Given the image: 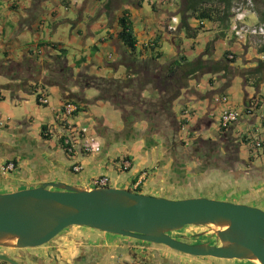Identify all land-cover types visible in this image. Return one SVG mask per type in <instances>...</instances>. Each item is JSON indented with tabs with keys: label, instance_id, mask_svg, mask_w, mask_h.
<instances>
[{
	"label": "crops",
	"instance_id": "obj_1",
	"mask_svg": "<svg viewBox=\"0 0 264 264\" xmlns=\"http://www.w3.org/2000/svg\"><path fill=\"white\" fill-rule=\"evenodd\" d=\"M177 9V2L171 6L156 5L153 7L147 0H0V64L4 71V73H0V85H4L0 89H5L12 103L16 100L25 101L20 97L21 94L30 95L32 93H34L37 103L36 92L41 85L23 83L13 86L16 72L13 67L17 68L16 65L24 63V60H29L35 61L36 65L44 68L58 57L64 61V65L75 77L79 74L87 75V73L92 75L91 72L96 71L100 73L99 77L103 78L112 77L111 79L120 80L128 78L130 72L127 66L131 65L130 54L118 38L120 32L118 17L124 10L129 13L136 39L133 58L142 63H152V59L155 57V63L164 65L174 60L179 52L188 60H194L201 56L204 61H218L222 59L226 51L233 54L231 49L225 47L219 51L217 45L219 40H225L227 45L238 44L239 51H243L242 59H244L247 47L239 42L233 34H229L231 24L235 22L234 19L230 20L228 30L215 24H209L197 34L195 39H189L185 38L183 33L173 35L163 28L170 16L176 14ZM254 13L253 18L250 16L247 18L248 23L251 20H255V23L263 20L256 12ZM157 36L160 37L158 47L155 51H151L149 47ZM200 39H203L201 43L198 42ZM185 40H188L189 43L188 50L184 48ZM244 40L246 39L244 38ZM200 49L201 53L192 57L190 51ZM253 62L255 63V60ZM241 68L249 67L243 61ZM44 71L42 75H44ZM214 76L206 74L189 82L191 88L199 93L198 98L202 99L184 96L174 103L173 110L177 120H186L184 128L179 132V139L182 142L184 141L181 135L185 137L186 134L191 137L189 139L201 136L205 139V137L218 138L220 135H230L238 143L244 134L248 137L253 136L255 118L244 113V108L248 103L246 110H249L251 100L253 102L257 99V94H253L255 89L249 87L250 89L247 91V85L243 84L244 79L237 77L241 90L239 97H235L234 101L230 95L232 102L229 103L227 100L223 104L219 100L228 96L225 93L228 87L224 86L225 80L221 79L219 75ZM210 78H216L218 83L216 85L213 84V81L209 83ZM203 79L206 80V84H202ZM59 85V83L52 87L42 85L44 91L46 88H54L50 91L52 101L49 100L48 106L44 107L41 113L43 116L50 115L52 122L50 121L47 125L40 124L37 134L32 133L33 121L31 119L11 123L8 127L4 123H0V132H3L0 133V165L12 158L17 163L15 171L11 174H0V193L31 188L48 182H63L68 185L63 176L71 177L75 186H85L88 185L91 178L104 176L109 179L108 187L122 188L133 192L137 187L142 190L144 186L146 192L142 193L141 191L140 194L150 195L149 190L153 189L156 197L171 198L175 189L179 188L174 185L179 183L175 174L176 172L183 173V170H177L172 166L176 154L169 149L167 138L163 135L159 136L157 133L152 136L154 140L146 144L142 134L146 131L147 125L145 122H140L135 125L137 139H125L122 137L123 127L116 130L111 126H106L101 113L91 109L95 106L93 104H96L95 108L99 107L98 104L109 105L108 102H90L97 96L95 89L89 88L85 91L73 87L62 92L61 87L57 88ZM201 85L210 87L200 89ZM251 90L254 91L252 94ZM261 90L264 93V85ZM142 95L145 98L156 97L155 94L148 92H143ZM74 99L80 110L77 109L74 113L73 123L78 127L77 123L80 120L84 119L90 122L89 125L86 123L78 128L81 127L80 129L84 130L86 136H89L87 134L89 130L91 136H98L102 140L104 148L99 154H86L77 150L74 156H69L64 153L61 144L56 139H44L42 135L46 126L55 125V116L62 108L63 103L66 101L75 103ZM110 108L112 107L110 106ZM223 108L237 109L241 112L239 121L225 131L218 128V120ZM113 109L115 108L113 107ZM115 111L117 110L115 109ZM195 118L198 121L197 124L206 125L205 133H203L200 124L190 127L189 123ZM7 121L10 120L7 119ZM21 126L24 128V133H18V136H15L14 131H20L17 130V127ZM44 127L45 129L42 131ZM211 127L214 130L210 135L207 133ZM245 128L246 130H244ZM96 130L103 132V135H99ZM239 144V156L242 148H245L244 152L248 154L247 147L244 144ZM254 157L253 154L250 156L248 154V160L252 162V164H248L253 168L262 167L264 163H260V161L264 157L258 159L259 161ZM117 158L130 163L129 170L125 171L127 176L121 177L120 173L123 171L117 167ZM74 166H80L81 171L73 172ZM142 172H148V175L136 186ZM186 180L190 179L186 178ZM173 197L178 198L176 195ZM69 238L62 237L56 250L57 254L61 255L63 264H90L88 259L91 253L105 249V246L102 245L91 246L82 240L75 239L73 241ZM67 241L72 243H66ZM82 245H84V254L79 252ZM46 250L36 249L29 253L40 257L45 255ZM105 258L102 257L100 262L97 261L95 264H104ZM27 262L24 264H29Z\"/></svg>",
	"mask_w": 264,
	"mask_h": 264
},
{
	"label": "water",
	"instance_id": "obj_2",
	"mask_svg": "<svg viewBox=\"0 0 264 264\" xmlns=\"http://www.w3.org/2000/svg\"><path fill=\"white\" fill-rule=\"evenodd\" d=\"M70 227L164 246L188 257L264 264V212L249 205L205 198L170 200L63 182L0 193L2 248L37 249ZM187 227L211 228L219 246L190 245L170 236ZM0 261L24 264L7 256Z\"/></svg>",
	"mask_w": 264,
	"mask_h": 264
},
{
	"label": "trees",
	"instance_id": "obj_3",
	"mask_svg": "<svg viewBox=\"0 0 264 264\" xmlns=\"http://www.w3.org/2000/svg\"><path fill=\"white\" fill-rule=\"evenodd\" d=\"M147 1L150 2L153 7L156 6V4L152 2L153 0ZM232 1L233 0H173V3L177 2L178 9L176 15L179 16V25L173 35L183 33L185 38L195 39L197 34L205 29L206 25H214L215 23H217V26H221L222 29L228 30L229 22L234 17L231 12ZM252 2V10L256 12L259 17L264 18V11L262 9L264 8V0H252ZM192 19L197 21L196 26L191 25L190 21ZM118 24L120 27L118 38L128 49L130 54L129 59L131 65L127 66L130 72L128 78L120 80L90 77L85 74H79L75 80H71V75L70 78H67L69 69L64 66V61L59 59L60 57L50 63L49 67L51 70L53 69L52 74L56 77L55 80L50 81V84L55 85V83H59L62 92H65L66 89H70L72 86L80 89L84 87L93 88L96 90L97 96L90 102H108L119 111L123 124V138L137 139L135 125L140 122H145L147 129L142 135L146 144L154 140L152 136L157 133L159 136L163 135L167 138V143L170 148L175 142L178 144V142L181 141L179 139V132L181 131L182 124H186V120H177L173 110L174 103L184 96L202 99L198 98L199 93L191 88L189 82L206 74L212 76L219 75L221 79L225 80V87L230 86V80L234 77L243 78V84L245 85L249 84L251 81V87L255 89L254 95L257 94V99L253 101L254 103H250V106L253 107L252 113L256 114L258 111L264 116V94L261 90L264 85V60L261 61L257 59L255 61L256 66L252 70H247L232 66V64L235 63L236 57L230 51L224 52L222 59L218 61H204L201 56L194 60H188L186 56L179 52L174 60L164 65H159L157 62L155 63V57L152 59V63H142L133 58L135 55L136 39L128 11L124 10L121 12L118 17ZM159 41V36L154 38L149 47L151 51L156 50ZM259 53H264V46L260 49ZM230 55L232 56L231 59L228 58ZM24 62H26V60H24ZM2 67L0 64V73H4L1 69ZM250 77L253 80H250ZM208 81L212 83L213 79L210 78ZM143 92L155 94L156 97L145 98L142 95ZM73 104L80 110L76 103ZM247 107L248 103L245 104L244 113H247ZM262 123L264 124V118L262 119ZM44 129L45 127L42 131ZM96 129L98 128L96 127ZM219 130L225 131V128H220ZM96 132L99 135H103V132L100 130H96ZM42 135L44 139H49V137L44 135V131ZM256 137L257 138L254 139L253 136L248 137L244 134L240 138L239 143L247 147L249 156L258 148L262 150L264 155V139L261 140L258 135ZM217 141L218 140L215 142ZM184 143L186 144L187 142H181V146L185 145ZM205 143L207 147L203 148V151L210 154V148H214L215 143L212 142V140H206ZM239 143L237 142L235 144L236 151L239 150ZM256 143L259 147L256 146ZM219 148L220 146L217 145L216 149ZM220 156L222 157L223 155ZM117 160L118 162L120 161L118 158ZM9 162H13L14 165L17 164L13 158L6 160L3 164ZM108 184L106 186H108ZM133 192L141 193L138 187L134 189Z\"/></svg>",
	"mask_w": 264,
	"mask_h": 264
},
{
	"label": "rangeland",
	"instance_id": "obj_4",
	"mask_svg": "<svg viewBox=\"0 0 264 264\" xmlns=\"http://www.w3.org/2000/svg\"><path fill=\"white\" fill-rule=\"evenodd\" d=\"M157 1H159V0H154V2H157ZM250 17L253 18V15H251ZM190 22H191L192 26L197 25V21L194 19H192ZM216 24L217 23H215V25ZM242 24L245 26H252L256 23H255V20L254 21L251 20L250 23H248L247 20H244L242 22ZM235 29H236L235 23H232L229 34H234ZM202 41H203V39L198 40L199 43H201ZM239 42L243 43L244 46L247 47L246 55H245L244 59H242L243 51L242 52L239 51L238 44L235 43L232 45H227V42L225 40H219V42H217V45H218L219 51L223 47L229 48L232 50L233 55L236 57L235 63L232 64V66H235L236 68H239V69H243L241 67L243 66V61H244V62H246V64L249 67L246 69L252 70L256 66V63H254L253 60L256 61L257 59H259V57L261 55L259 52L263 46L259 45L260 44V38L257 36H250L246 40H243L242 38H240ZM188 45H189L188 40H185L184 48L186 50L189 49ZM190 52L192 54V57H196L201 53V49L196 50V51H190ZM103 71H104V67H103ZM91 74L92 75L87 73V76L98 78L100 75V73L96 72V71H93V73L91 72ZM70 75H71V80H75L77 78V76L75 77V75H73L68 70L67 78H70ZM101 78H103V77H101ZM107 78L111 79L112 77L111 78L107 77ZM236 78L237 77H234V78H232V80H230V86L228 88H226V90H225V93L228 95V96H226V98H227L229 103L232 102L230 95L233 97V100L235 101V97H237V96L239 97L240 92H241L240 81ZM0 80H1V78H0ZM250 80H253V79L250 77ZM205 81L206 80L203 79L202 84H206ZM216 81H217V79L213 78V84L214 85H216V83H218ZM2 86H4V85H0V87H2ZM60 87H61V85H59V87H57V88H60ZM73 87H75V86H72L71 88H73ZM204 87L208 88L210 86L201 85L200 89H204ZM249 87H251V81L246 86L247 91H249V89H250ZM52 89H54V88H46L44 91L45 95L48 97V99L50 101H52L51 100L52 96L50 94V91ZM79 89H78V91H79ZM87 89H89V88H86V87L83 88V90H85V91ZM60 90H61V88H60ZM250 92L252 94L254 91L251 90ZM20 97L24 98L25 101L21 102L20 100H16V101H13V103H12V101H10V99H9V94L5 91V89H0V123H4L6 125V127H8L11 123L14 124L17 121H22L24 119H31L33 121L32 133L37 134L39 125L40 124H44V125L49 124L50 121L52 122V118L50 117V115L43 116V114H41L42 109H44V107H46V106H40L36 103L34 93H32L30 95L29 94H24V95L21 94ZM93 105H95V106L91 109H93L94 112L101 113V117H103L106 126H108V127L111 126L113 129H116V130H120V128L123 127V124L121 123L122 120H120L119 112L115 111V109H113V107L110 104L109 105L112 108H110L109 105L104 106V104H98L99 105L98 108H95L96 104H93ZM234 110L239 111L237 109H234ZM7 119H9L10 121H7ZM78 122H79V123H77L78 127L84 126V125H86V123H88V125L90 124V122H87L84 119H83V121L80 120ZM197 122L198 121L196 118L191 120V122L189 123L190 127H193V126L195 127ZM200 125L203 128V133H205L207 131L206 125H202V124H200ZM213 130H214L213 127H211L208 130L209 132L207 134H210V135L213 134V132H212ZM244 130H246V128ZM0 133H3V132L1 131ZM87 134L89 135V136H87L89 138L94 137V136H91L92 134L89 133V130L87 131ZM181 137H182V140L184 142L189 141L188 152L190 153V155L185 156L184 154L179 153V154H181V156L177 157V155H176L174 163L172 162V166L175 169L178 170V169L183 168V173L178 174L176 172L175 177L177 178L179 183L174 184V185L179 187V188H178V190L175 189L174 194L172 193V195L170 196L171 198H165V199L181 200V199H188V198H205V199H210V200L226 201V202H230V203H239L240 200L246 202L247 200L249 201L251 199V197L255 196L256 201H252L251 204L256 205L257 208L261 209L264 212V185L263 184L258 183L259 181H256V180H255V182L253 180V182L247 184L245 177H242V178L239 176L233 177V175L230 174L229 171H225L220 167L215 168V166L213 164H210V167L213 169H211L209 171V173L203 174L201 172V176L196 177L197 179H199V180H196L197 182H194V183L192 182V184L185 183L183 178L186 176L191 177L192 176L191 170H192V168H195V164L193 163L195 156L192 154L193 148H196V146H197L196 144L199 143L200 141L212 140V139L216 140V138L215 137H205V139H203V138H201L202 137L201 136V137L189 139L190 136L187 134L185 135V137L183 135H181ZM193 137H195V136H193ZM94 138H96V136ZM99 141L101 142L102 149H103L104 148L103 142L101 139ZM50 144L53 145L52 143H50ZM206 145L207 144H204L203 146L207 147ZM245 150H246L245 148L241 149V153H240L239 158L241 161H245L247 163L246 164L247 168H250V167H248L249 166L248 163L252 164V162H250L248 160V154H246V152H244ZM177 151H181V150L178 149ZM182 156H184L185 158H182ZM263 157L261 155H258V156H255L254 159L258 160V159H261ZM260 163H264V159L261 160ZM182 164H184V165H182ZM263 166H264V164H263ZM241 167H243V165H238L235 168L240 169ZM203 169H204V167L202 166L201 170H203ZM59 173H61L63 175V173L61 171H59ZM146 173H148V172H146ZM120 175H121V177H123V176H127L128 174H127V172L123 171L120 173ZM63 179L70 185L75 184L74 180L69 176L68 177L63 176ZM145 179H146V177H145ZM147 181H148V179H147ZM181 188H183V189H181ZM140 191H142V193L146 192V189L144 188V186L142 187V190H140ZM149 192H150L149 193L150 196L156 197L155 196L156 195L155 190L150 189ZM173 195H176V197H178V198H174ZM248 196H249V198H248ZM83 229L86 230V231H84L85 233H83V236L78 237L76 240L83 239L84 241H88L90 244V243L94 242V241H92L95 239L94 237L101 234V232H98V231H94L92 234L89 232V230H87L85 228H83ZM73 230H79V229L76 228ZM81 231H83V230H81ZM200 231L201 232L209 231L211 234H213L212 229L208 228V227L207 228L187 227L185 229L183 228L182 230H180L178 232V234H183L186 237H192L191 235L199 233ZM105 236H106V240H107L105 243H110L109 239L112 241H114V239H119V237L117 235L105 234ZM74 240H75V238H74ZM119 240H121V239H119ZM66 243H72V242L67 241ZM114 246L115 247L112 246L109 249V251L107 252V256L104 259V264H133L134 257L131 254V252H130L131 250L127 245H124V244L121 245L118 242V243L114 244ZM135 252L137 254H139V250H136ZM159 253L166 255L169 259L175 260L177 262H181L183 264L186 263L187 261H189V262L194 261L193 259L187 258L186 256L179 254V253H171V252L167 253L164 250L159 252ZM234 261L237 262V264H250L247 261H237V260H234ZM188 264H191V263H188ZM252 264H254V263H252Z\"/></svg>",
	"mask_w": 264,
	"mask_h": 264
},
{
	"label": "flooded vegetation",
	"instance_id": "obj_5",
	"mask_svg": "<svg viewBox=\"0 0 264 264\" xmlns=\"http://www.w3.org/2000/svg\"><path fill=\"white\" fill-rule=\"evenodd\" d=\"M18 66V67H17ZM22 66V67H21ZM15 67V66H14ZM13 69L16 71L14 76H15V80L13 81L15 84L13 86H17L18 84H25V83H30V84H35V86L37 85H48L51 86L52 84H50V81L55 80L56 77L53 76L52 72L53 69L51 70L49 67V64L44 66H40V65H36L35 61H27L22 63V64H18L16 65L17 68ZM45 70V71H44ZM43 71L45 72L44 75H42ZM58 84V83H55ZM200 123H198L197 125L199 126ZM20 126V125H19ZM17 130L20 131H14V135L18 136V133H24V128L21 127H17ZM102 137V136H101ZM216 140H218L217 142H215ZM212 139V142L215 143L214 148H210V154L204 152L203 145L206 144L205 141H200L199 143H197L196 148H193V152L192 154L195 156V159L193 161V163L195 164V168H192V173H191V177H184L183 180L185 183L188 184H192V182H197L196 177H200L201 176V172L203 174H207L209 173V171L213 168L210 167V164H213L216 167H220L225 171H229L230 174L234 176H239V177H245L246 178V182L247 184L256 181H259L258 183H261L264 185V166L260 167V168H253L250 165L247 168V163L245 161H241L239 158V150L236 151V147L235 144L237 143V141L232 138L230 135H220L218 136V138ZM236 141V142H235ZM181 142H178V144L175 142L174 145L169 149L173 150V152L177 155V157H180L182 153L185 156L190 155V153L188 152V144L184 143L185 145L181 146ZM220 146L219 149L217 148V145ZM181 146V148H180ZM180 148L181 151H177ZM5 150V149H4ZM214 153V154H213ZM220 155H223L222 157ZM182 158H185L184 156H182ZM184 165V164H182ZM238 165H243V167H241L240 169H236L235 167ZM186 166V165H185ZM204 167L203 170H201V167ZM185 168V167H184ZM16 169V165L14 166V170L11 171L9 174H11L12 172H14ZM180 170H183V168H181ZM186 178L190 179L189 181L186 180ZM49 183V182H48ZM43 184V183H41ZM45 184V183H44ZM70 185V184H68ZM38 186V185H37ZM35 186V187H37ZM254 195V194H253ZM249 198V196H248ZM252 201H256L255 196L251 197V199L246 202L240 200V204H245V205H249L252 207H256V205L251 204ZM250 203V204H249ZM259 209V208H258ZM261 210V209H260ZM79 229V230H73V229ZM87 230H89L90 233L93 234L94 231L96 230H92V229H88L85 228ZM83 230V231H81ZM83 228L81 227H70L66 230H64L63 232H61L58 236H56L54 239H52L48 244L37 248V249H47L46 252H48L47 254H49V260H47V258L45 259L44 255L39 256H34V254L29 253L32 250H36V249H12V248H2L0 247V256H7L8 258H11L13 260H16L19 263H25L28 261V259L32 260V264H42V262L44 261V264H63V260L61 255H58L56 250L57 247L60 245V239L62 237H71L69 239L74 240L77 239L80 236H83V233H85ZM99 232V231H98ZM170 236L178 241H181L183 243L186 244H190V245H195V244H208V245H214V246H219V242L218 239L211 234L209 231H203V232H199L196 233L194 235H191L192 237H186L183 234H178V232H175L174 234H170ZM119 239H114V241L109 239L110 243H105L106 240V236L104 233H101L99 235H97L96 237H94L95 239L92 240L94 241L93 243H90L91 246H95V245H102L105 246V249H101L102 251H98V252H94L93 254L91 253V255L89 256V261L90 264H95L97 263V261L100 262L102 257H106V254L108 252V250L113 246L114 244L118 243L119 244H124L127 245L130 248V252L134 257V262L133 264H183L181 262H177L175 260L169 259L166 255H163L159 252L161 251H165L167 253L171 252V253H177L174 252L164 246H160V245H148V244H144L142 242H139L137 240H133L130 238H126V237H120L118 236ZM85 244H89L88 241H84L83 239H81ZM164 248V249H163ZM108 249V250H106ZM139 250V254H137L135 251ZM84 245L81 246V248L79 249L80 254H84ZM180 254V253H179ZM102 255V256H101ZM160 258H159V257ZM185 256V255H184ZM187 258L193 259V262H189L187 261L184 264H237V262H235L234 260L231 261H225V260H217V259H213V258H194V257H188ZM162 258V259H161ZM238 261V260H237ZM248 262V261H247ZM250 264H252L251 262H249ZM0 264H7L3 261H0Z\"/></svg>",
	"mask_w": 264,
	"mask_h": 264
},
{
	"label": "built area",
	"instance_id": "obj_6",
	"mask_svg": "<svg viewBox=\"0 0 264 264\" xmlns=\"http://www.w3.org/2000/svg\"><path fill=\"white\" fill-rule=\"evenodd\" d=\"M156 5H164V6H171L173 5V0H159L157 2L152 1ZM253 9V2L252 0H233L231 12L233 14L234 23L236 29L234 30V36L238 40L242 38L244 40L250 36H257L260 38V44L264 46V18L262 21L252 25V26H245L242 24L244 20H247L249 15H255ZM264 11V8H263ZM179 24V18L175 15L170 16L167 22L164 24L163 28L166 32L173 34L176 32L177 27ZM247 37V38H246ZM229 59L232 56H228ZM261 60H264V53H261ZM42 87V86H41ZM39 88L36 92L37 95V104L40 106H47L49 104V99L45 95L44 89ZM264 94V93H263ZM220 103L225 104L227 102L226 97H222ZM252 103V102H251ZM252 105V104H251ZM77 111V106L72 102H65L62 105V108L58 111L55 116L54 124L55 125H48L46 126V130L44 135L49 137V139H56L60 144L61 148L65 154L69 156H74V153L77 150L82 151L86 154H99L102 150L101 142L94 137H87L83 129L78 128L73 123V115ZM253 107L250 106L249 110H247V115L251 118H255V124L253 126V138L256 139L257 135L260 136V139H264V124L262 123V119L264 116L257 111L256 114L252 113ZM259 113V114H258ZM241 117V112L236 111L234 109L223 108L221 110V114L218 120V128H225V130L237 122ZM184 125H182L181 129H183ZM256 146L259 145L256 143ZM253 155H263L262 150L260 148L254 150L252 152ZM117 167L122 171H127L130 168V163L124 159H120L117 163ZM14 163L9 162L7 164L0 165V174L6 175L9 174L11 171L14 170ZM81 171L80 166H74L73 172L77 173ZM147 173L142 172L140 181L136 184L138 186L142 180L146 177ZM109 180L107 177H93L90 179L88 184L92 187H104L108 184Z\"/></svg>",
	"mask_w": 264,
	"mask_h": 264
},
{
	"label": "clouds",
	"instance_id": "obj_7",
	"mask_svg": "<svg viewBox=\"0 0 264 264\" xmlns=\"http://www.w3.org/2000/svg\"><path fill=\"white\" fill-rule=\"evenodd\" d=\"M175 16H177V15L175 14ZM177 17L179 18V16H177ZM178 25H179V24H178ZM234 37H235V36H234ZM260 56H261V55H260ZM260 60H261V59H260ZM261 61H263V60H261ZM251 102H252V100H251ZM251 102H250V103H251ZM238 121H239V120H238ZM238 121H237V122H238ZM237 122H235V123H237ZM235 123H234V124H235ZM182 125H185V124H182ZM232 125H233V124H232ZM229 127H230V126H229ZM229 127H228V128H229ZM228 128H227V129H228ZM181 130H182V129H181ZM96 137L99 139L98 136H96ZM262 156H263V155H262Z\"/></svg>",
	"mask_w": 264,
	"mask_h": 264
},
{
	"label": "bare ground",
	"instance_id": "obj_8",
	"mask_svg": "<svg viewBox=\"0 0 264 264\" xmlns=\"http://www.w3.org/2000/svg\"><path fill=\"white\" fill-rule=\"evenodd\" d=\"M43 88V87H42ZM44 89V88H43ZM66 102H70V101H66ZM65 103V102H64ZM109 180V179H108ZM39 186V185H38ZM88 186H90L89 184H88ZM90 187H92V186H90ZM104 187H108V186H104ZM31 188H34V187H31ZM95 188H97V187H95Z\"/></svg>",
	"mask_w": 264,
	"mask_h": 264
}]
</instances>
